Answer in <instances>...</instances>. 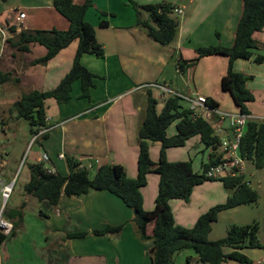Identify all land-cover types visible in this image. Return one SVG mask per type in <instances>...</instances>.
Listing matches in <instances>:
<instances>
[{"label": "crops", "instance_id": "1", "mask_svg": "<svg viewBox=\"0 0 264 264\" xmlns=\"http://www.w3.org/2000/svg\"><path fill=\"white\" fill-rule=\"evenodd\" d=\"M72 1L76 5L84 2ZM133 1L140 6L171 4L172 16L179 22L175 40L168 46L152 40L136 26V12L127 0H94L93 7L86 12L84 19L94 27L96 41L101 45L104 55L98 58L84 54L80 59L81 65L95 76L89 98L80 97V82L75 81L67 103L59 105L53 99L45 101V127L48 131L36 141L32 165L39 163V157L46 154L49 163H44V167L53 168L63 176L68 175L67 159L72 158L89 170L90 177L100 166L110 164L123 167L128 179L136 178V136L143 121L147 98L151 95L156 100L158 113L169 98H160L158 91L152 89L153 84H160L180 94L203 96L222 112L241 113L232 94L222 89V79L228 64L225 55L204 57L192 67L185 66L183 72L177 67L178 62L195 59L198 48L232 45L242 11L241 0ZM174 10L182 13L177 15ZM19 13L25 15L24 19L18 20ZM139 18L147 20L148 15L141 12ZM103 20L107 26L101 28L99 23ZM14 25H20L27 31H66L69 27L68 21L53 7L52 0L0 2V31H7V40L3 45L0 44V73L11 74L16 80L0 85L3 139L7 138L9 121H17L12 106L20 95L27 91L48 92L55 89L69 73L77 50V41H74L46 64L31 65L45 56L46 49L39 44H30L26 53L17 51L10 44L14 35L10 34L9 29ZM252 37L258 44L257 49L249 60H236L233 70L251 78L246 82V88L254 100L246 103L247 114L259 120L264 117V27ZM257 57L263 61L256 63ZM182 105L187 108L185 104ZM218 125L220 130L216 138L219 141L227 136L228 125L226 122H219ZM166 133L168 137L174 136L176 129H167ZM4 148L7 156L5 145ZM159 151V145L149 147L153 167L146 176V185L140 190L143 209L147 212L153 210L157 196L159 175L155 169ZM218 154V148H206L199 136H194L184 146L167 149L166 159L171 163L190 162L193 172L201 174ZM6 156L5 165L0 170L2 177L8 165ZM228 195L222 182L216 180L194 187L187 202L170 200L169 207L175 224L184 228L193 227L200 215L213 206L224 204ZM21 196L24 202L9 207L6 205L5 214L18 210L24 215L28 204L35 199L26 195L24 190ZM40 206L43 218L48 221L44 223L46 242H43L41 252H38L44 264H151L149 254L152 242L139 240L132 211L112 194L91 190L79 197L62 195L56 208L45 203ZM259 210L263 219L257 217ZM254 222L264 223V208H261L260 198L255 205H241L221 211L211 226L208 240L223 239L229 225L243 226ZM106 226H121L122 229L119 233L104 236L92 233ZM152 229L153 225H148V236L152 235ZM86 231L89 235L84 237V242H62L65 235ZM258 241L264 244L259 233ZM3 244L4 241L0 242V246ZM232 251L230 248L223 249L224 254ZM240 252L250 260V264H264L261 262L264 258L263 249H242ZM172 262L201 264L191 250L176 253ZM221 264L239 263L227 260Z\"/></svg>", "mask_w": 264, "mask_h": 264}, {"label": "trees", "instance_id": "2", "mask_svg": "<svg viewBox=\"0 0 264 264\" xmlns=\"http://www.w3.org/2000/svg\"><path fill=\"white\" fill-rule=\"evenodd\" d=\"M6 0H0L5 2ZM137 15L136 26L160 45L168 46L176 38L179 22L172 16L173 6L169 3L138 5L133 0H127ZM242 11L237 22L234 40L230 47L210 46L196 49V58L191 61L178 62V70L184 71L186 67L194 66L198 60L214 56L225 55L228 58L227 71L222 79V89L232 94L240 112L247 114L246 103L254 100L251 92L246 88L250 77L236 73L233 64L236 60H249L258 44L253 39V34L264 27V0H241ZM55 10L64 17L69 27L66 31L58 30H23L14 34V27L9 29L14 38L10 44L20 53H26L30 44H39L46 49L44 57L35 60L31 65H44L54 58L61 50L72 42L77 41V50L69 73L60 81L58 86L48 92L27 91L23 92L13 104L12 110L17 120H23L30 126V134L34 135L40 127L45 126V101L53 99L57 104H65L70 100L72 84L80 82L81 98H89L95 76L86 70L80 63L84 54L101 58L104 51L96 41L95 29L84 19L86 12L93 7L94 0H84L81 5H76L72 0H52ZM145 12L147 20H141L139 14ZM104 16V13H101ZM101 28L107 26L106 21L99 23ZM261 57L255 58L256 63H261ZM16 82L11 74L0 73V85ZM210 107L216 105L209 99ZM183 103L176 98L165 100L162 110H156L157 102L151 95L147 98V106L143 121L137 131L136 142L138 145L137 175L128 179L123 167L119 165H102L93 177L89 170L82 167L72 158L67 159L68 175L48 173L44 164L39 162L29 166L30 178L24 185V193L33 197L39 203H45L51 208H56L62 195L82 196L89 191H106L119 198L122 203L132 211L133 222L136 225L139 240L151 241V264H173L172 257L176 253L191 250L201 264H221L227 260L239 264H250V260L240 251L242 249H263L264 244L258 241L259 225L237 226L229 225L226 236L217 241H209L208 234L212 224L217 220L221 211L241 205H255L258 194L246 184L244 178H225L218 180L226 191L229 192L224 204L211 207L200 215L191 228L177 226L174 222L170 200L187 202L194 187L206 182L216 181L205 179L202 174L193 172L190 162L171 163L166 159V150L184 146L185 142L199 136L206 148L216 150L218 139L213 135L210 125L203 119L192 120L191 113L184 108ZM174 122L176 134L167 136V128ZM157 143L160 146L158 163L155 171L159 175L157 196L152 211L143 209L141 188L146 185V176L153 167L149 156V147ZM240 156L255 169L264 168V123L250 120L245 128L239 146ZM214 156H212L213 158ZM212 163V160H211ZM206 167V166H205ZM43 217L42 212H39ZM3 217L6 220L15 219L11 236L21 224V211H11ZM148 225H153L152 235L146 233ZM121 226H106L102 230H94L96 236L116 234L121 231ZM85 232H79L69 237H85ZM4 236H0L3 242ZM233 251L224 254L223 249Z\"/></svg>", "mask_w": 264, "mask_h": 264}, {"label": "rangeland", "instance_id": "3", "mask_svg": "<svg viewBox=\"0 0 264 264\" xmlns=\"http://www.w3.org/2000/svg\"><path fill=\"white\" fill-rule=\"evenodd\" d=\"M156 109L158 110V107ZM9 124L10 128L7 133V138H2V143L6 146L8 152L6 156L8 165L6 169L3 170L2 174L4 176L2 179H4L8 185L13 182V186L9 198L3 205L4 207L6 205L8 207L10 205H19L24 202V198L21 196L23 193L22 187L29 181V166L33 163V152L37 145V143H35L33 146L31 143V128L28 123L23 120L16 121L12 119L9 121ZM170 128L171 130L176 129V122L172 123L167 129ZM151 145L159 144L154 143ZM247 169V175L245 178L250 182V188L257 191L258 197L260 198L261 208H264V168L255 169L249 165L247 166ZM0 205H2L1 200ZM40 205L41 203L36 200L31 201L24 211V215L22 216L23 219L20 226L15 231V235L5 237L4 244L0 246V264H44L43 258L38 255V252H41L40 249L43 242H46V237L44 235L46 227H44V223L47 224L48 221L40 216L39 212L43 210ZM257 217L263 219L260 210L257 212ZM11 223L13 224V222ZM256 223L259 225L258 233L264 243V223ZM85 233V237L87 238L89 232L86 231ZM67 240L84 242L86 239L84 237H69L65 235L62 242ZM35 251H37L36 254L34 253Z\"/></svg>", "mask_w": 264, "mask_h": 264}, {"label": "built area", "instance_id": "4", "mask_svg": "<svg viewBox=\"0 0 264 264\" xmlns=\"http://www.w3.org/2000/svg\"><path fill=\"white\" fill-rule=\"evenodd\" d=\"M177 15L182 12L180 10H174ZM25 15L23 13L18 14V20L24 19ZM14 34H18L24 29L20 25H14ZM7 40V31H0V41L3 45ZM152 89L157 90L160 98L168 96L169 98L179 99L182 103L187 106L188 111L191 113L192 120L203 119L206 121L210 127H212L213 135L218 136L220 130L218 123L226 122L228 125L227 136L223 140L218 142L219 154L216 158L207 164V166L202 170V175L208 180H221L225 178H244L247 185L250 182L246 180L247 175V162L240 156L239 146L241 143V138L244 134L247 123L250 120H255L251 118L248 114L243 113H226L222 112L218 108L210 107L208 105L207 99L200 95H185L170 91L168 88L160 85H151ZM46 121V120H45ZM264 123V117L257 120ZM3 121L0 118V170L5 165L6 149L2 143L3 138ZM48 128L43 126L38 129L36 134L32 136L31 143L34 145L36 141L46 132ZM39 162L49 163V158L46 154H42L39 157ZM48 173L55 174L53 168L46 169ZM251 176V175H250ZM13 182L11 184L5 183L2 179L0 172V198L2 205L0 208V236H9L12 233L13 225L10 221L3 217L4 203L9 198L12 192ZM264 262V258L261 260Z\"/></svg>", "mask_w": 264, "mask_h": 264}]
</instances>
